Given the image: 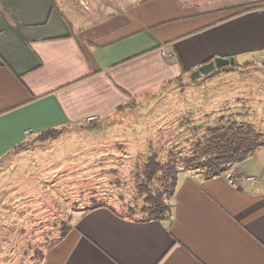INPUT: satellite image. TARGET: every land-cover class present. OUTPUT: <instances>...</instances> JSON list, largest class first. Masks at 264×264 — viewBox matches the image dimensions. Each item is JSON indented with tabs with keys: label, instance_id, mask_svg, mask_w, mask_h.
Wrapping results in <instances>:
<instances>
[{
	"label": "crops",
	"instance_id": "1",
	"mask_svg": "<svg viewBox=\"0 0 264 264\" xmlns=\"http://www.w3.org/2000/svg\"><path fill=\"white\" fill-rule=\"evenodd\" d=\"M216 58L235 59L227 76L264 65V0H0L1 206L11 190L22 197V211L0 216L3 253H15L16 235L20 264L33 262L26 236L37 200L10 172L31 185L24 166L39 159L42 132L65 128L60 139L122 123L123 108L164 94L176 79L192 85L191 73ZM234 168L236 187L223 176L180 173L162 221L83 210L39 264H264V168Z\"/></svg>",
	"mask_w": 264,
	"mask_h": 264
},
{
	"label": "rangeland",
	"instance_id": "2",
	"mask_svg": "<svg viewBox=\"0 0 264 264\" xmlns=\"http://www.w3.org/2000/svg\"><path fill=\"white\" fill-rule=\"evenodd\" d=\"M253 66L251 70L237 67L233 76L224 74L236 67L228 66L193 81L192 85L172 84L158 97H142L123 108L117 113L122 123L68 132L60 139L41 143L39 159L35 161L42 164L40 170H32L36 169L35 164L24 166L26 174L34 176L30 186L27 181L25 185L14 182L18 171L10 172V181L22 184L24 191L35 194L37 200L34 225L29 224L26 236L33 262L29 263L27 258V264H39L44 248L73 227L86 208L97 203L117 209L122 203L142 205L144 196L138 186L144 183L143 167L151 155L157 154L160 161L167 162L174 154L179 162L190 156L194 144L206 137V127L229 120L251 125L264 135V65L255 61ZM31 158L36 159V154L28 155L23 162L32 163ZM50 159L58 163L48 164ZM240 164L264 168V152ZM158 185L154 182L150 189L155 192ZM20 193L11 190L3 197L8 199L9 206L6 201L2 206L0 203V216L7 209L22 211ZM14 222L17 228L22 221ZM14 236V254L3 253L8 252L7 245L0 243V264H20V238Z\"/></svg>",
	"mask_w": 264,
	"mask_h": 264
},
{
	"label": "trees",
	"instance_id": "3",
	"mask_svg": "<svg viewBox=\"0 0 264 264\" xmlns=\"http://www.w3.org/2000/svg\"><path fill=\"white\" fill-rule=\"evenodd\" d=\"M50 1L54 2V0ZM252 8L254 7H247L246 10H252ZM175 82L184 83L185 80L179 78ZM64 131L65 128L48 129L35 141L41 143L55 139ZM205 134L206 137L203 140L194 144L192 154L179 162L174 158V154L170 155L171 159L167 162L160 161L157 154L148 158L143 167L144 183L138 186L144 196L142 205H124L121 201L122 205L119 209L116 208L118 210L116 211L115 207L109 204L97 203L86 208L85 215L99 208L108 207L122 218L142 222L162 221L171 211L169 201L175 192L180 172H200L206 179L223 176L228 171L229 164H239L264 147V135L257 132L251 125L238 121L229 120L216 126L206 127ZM26 146L27 143L19 148ZM154 182L159 184L155 192L150 189V185ZM73 228H68L51 241L48 245L50 249L58 245ZM40 259L42 262L43 253Z\"/></svg>",
	"mask_w": 264,
	"mask_h": 264
},
{
	"label": "water",
	"instance_id": "4",
	"mask_svg": "<svg viewBox=\"0 0 264 264\" xmlns=\"http://www.w3.org/2000/svg\"><path fill=\"white\" fill-rule=\"evenodd\" d=\"M230 65H235L234 58H230V59L216 58L210 63H206L198 67L194 72L191 73L190 78L192 81H196L214 73L216 70L220 68L228 67Z\"/></svg>",
	"mask_w": 264,
	"mask_h": 264
},
{
	"label": "built area",
	"instance_id": "5",
	"mask_svg": "<svg viewBox=\"0 0 264 264\" xmlns=\"http://www.w3.org/2000/svg\"><path fill=\"white\" fill-rule=\"evenodd\" d=\"M167 57H168V59L171 60V59L174 58V54L169 53V54L167 55ZM97 120H98L97 117H89V118H88V123H91V124H92V123H96ZM233 165H234V164H229V165H228L229 169H228V171L223 175V177L226 179V181H227L230 185L236 187L237 184H238V178H237L238 176H237V174H236V169L234 168Z\"/></svg>",
	"mask_w": 264,
	"mask_h": 264
}]
</instances>
